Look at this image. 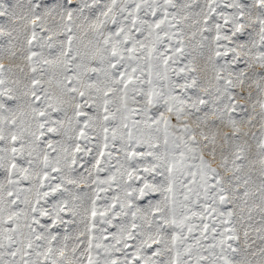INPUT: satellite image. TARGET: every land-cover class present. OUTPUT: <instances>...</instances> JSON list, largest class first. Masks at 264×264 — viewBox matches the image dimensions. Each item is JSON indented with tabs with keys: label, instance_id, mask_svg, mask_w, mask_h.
Listing matches in <instances>:
<instances>
[{
	"label": "snow or ice",
	"instance_id": "snow-or-ice-1",
	"mask_svg": "<svg viewBox=\"0 0 264 264\" xmlns=\"http://www.w3.org/2000/svg\"><path fill=\"white\" fill-rule=\"evenodd\" d=\"M0 264H264V0H0Z\"/></svg>",
	"mask_w": 264,
	"mask_h": 264
}]
</instances>
